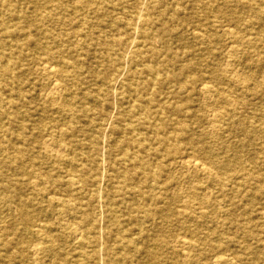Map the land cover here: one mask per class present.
<instances>
[{
    "label": "bare ground",
    "instance_id": "bare-ground-1",
    "mask_svg": "<svg viewBox=\"0 0 264 264\" xmlns=\"http://www.w3.org/2000/svg\"><path fill=\"white\" fill-rule=\"evenodd\" d=\"M167 1L175 7L172 13L158 6ZM180 1L84 0L83 5L71 6L67 0H0V217L7 212L16 219L0 223V264H264L259 254L264 238L256 230L260 225L246 210H236L237 200L251 201L258 209L256 202L264 198L259 162L251 160L248 168L241 160L254 139L240 111L252 107L245 93L219 91L226 107L216 109L213 120L227 124L235 143H223L219 135L218 144H209L191 129L187 119L197 116L187 104L193 95L213 92L209 80L214 72L187 75L197 64H183L171 45L169 37L177 33L174 19L182 13ZM231 2L203 0L198 8L209 13V20ZM256 5L258 18H263L264 1ZM118 10L138 38L102 36L106 27H118ZM263 22L252 26L264 29ZM240 23L228 19L210 23L235 39L229 53L236 60L249 55L251 46ZM199 30L198 39L210 31ZM177 36L183 38V34ZM157 38L165 51L157 48ZM95 44L122 46L121 59L128 62L110 57L107 64L99 60L96 68L101 69L91 72L103 86L98 85L92 98L80 91L89 73L86 55ZM33 60L49 78V89L39 96L67 116L69 124L56 117L47 121L45 110L35 104ZM223 72H232L240 82L249 77L229 67ZM117 83L139 98L127 107L122 98V103L114 105L125 124L123 138L115 146L116 157L109 151L102 154L100 141L113 128V121L103 107L89 104L103 106ZM164 88L169 89L167 97L160 94ZM87 127L97 132L88 140L81 136L87 135ZM144 131L153 137L135 136ZM46 133L49 139L44 138ZM151 140L157 147L147 146ZM217 149L234 155L218 158ZM167 158L186 168L189 177L199 173L205 180L193 183L183 206L175 205L165 184ZM105 162L111 164L108 172L102 171ZM107 176L110 184L106 186ZM215 186L228 201L214 199ZM36 195L45 197L47 206ZM55 206L61 211V234H54L47 219ZM178 217L202 224L212 219L216 228L203 237L187 226L188 236L173 246L164 238L165 228ZM123 218L136 226L135 231L127 229ZM150 236L155 242L149 241ZM253 241L260 244L255 248Z\"/></svg>",
    "mask_w": 264,
    "mask_h": 264
},
{
    "label": "rangeland",
    "instance_id": "rangeland-1",
    "mask_svg": "<svg viewBox=\"0 0 264 264\" xmlns=\"http://www.w3.org/2000/svg\"><path fill=\"white\" fill-rule=\"evenodd\" d=\"M71 6L83 5L84 0H67ZM142 3H150V0H141ZM203 1V0H202ZM201 0H181V15L178 19H174V23L176 24V32L174 36H170L169 40L173 48L179 51L180 61L183 64L193 65L197 64V67H194L193 71H190L187 75L191 77H200L203 75L209 74L211 71L214 72L212 78L210 76V84L213 87V92L208 95H193L191 101L187 104L192 109L196 110V118L187 119L191 129L200 134L203 141L209 144H214L217 141H220L219 135L223 143H235L234 134L229 131V127L226 123L214 122L213 115L215 114V110L219 107H226L223 103V99L221 95H219L220 90H229L232 89L234 93H245L251 104L252 109H243L240 112L244 115V118L249 121V124L253 130L250 135V138H253L254 141L249 144V152H246L242 156V162L249 168V165L253 161H258L259 166L257 167L260 174L264 175V29L260 28L258 25L252 26L253 23H256L258 20H264L263 18H258L259 14L257 11V3H260L264 0H249V6L247 4V0H228L232 1L229 7L221 8L220 12H218L215 16H209L210 19L207 20V11L203 9H199L198 6L202 2ZM210 1V0H207ZM225 0H216V3L222 4ZM158 6L163 10L172 13L174 10V6L170 1L166 3H159ZM87 10V9H86ZM115 18L118 21V27L109 26L106 27L102 33V36L106 38L114 39H130V38H138L137 33L132 30H128L125 21L123 20V13L121 11L115 12ZM231 20L241 22L239 27L242 30L244 36H248L249 41V55H243L237 58H233L231 56L230 46L231 43H234L235 39L230 35L225 33V31L219 29V27L212 26V21L214 20ZM249 21V26L248 22ZM219 22V21H218ZM262 23V22H261ZM205 25V27L203 26ZM264 28V22H263ZM208 28L210 31L205 37L198 39L197 35L200 33L199 29ZM154 29V28H153ZM158 30V28L156 29ZM213 31V33H211ZM178 34H183V38L178 37ZM139 40V39H138ZM253 43V44H252ZM155 44L159 50L163 49V42L161 39L157 38L155 40ZM165 51V50H164ZM123 55V47L118 45L114 47H104L97 46L96 44L92 47L89 53L86 55V66L87 70L89 69V73L87 74L86 83L83 85V89L80 92L87 91L91 94V97L94 98L97 95L98 85H102L103 83L96 82V74L93 73L95 70L101 69L98 67V61H104L105 64L109 63V57L112 59L121 60L123 62H128L127 58H122ZM236 60V62H235ZM195 62V63H194ZM35 61L31 62V67H35L33 70V76L31 81L34 83L35 92L33 95L37 96V100L35 104L39 106V108H43L45 110V114L43 117H46V120H51L56 117L60 119L62 124H69L70 119L58 113L55 109L54 105H50V103L45 104V100L43 96H39V93L43 91H47L49 89L48 86V76L46 73L37 69V65L35 66ZM229 65V66H227ZM229 67L230 69L239 70V74L246 75L249 77L245 82H240V79L234 75L232 72L224 73V69ZM92 68V69H91ZM93 70V72H91ZM105 73V71H103ZM224 73V74H223ZM244 77V76H243ZM230 78L233 79L230 81ZM245 78V77H244ZM236 84L235 86H231V83ZM103 86V85H102ZM247 87L249 90L247 91ZM127 87H124L121 83H117L113 86L111 91V99H109L105 104L96 105L95 102H90L89 106L96 108L103 107L108 114V118L111 119L113 128L107 132L105 136L100 137L101 141V149L102 154L109 151L110 155L116 156L119 154L118 149L115 147L117 143H119L123 134L121 129L124 128V119L119 115L117 107L114 105L119 103V99H123L124 106H128V102L131 100L138 99V96H135L132 93H127ZM169 89L164 88L160 91L162 97L168 96ZM44 97L45 96V93ZM124 96H120V95ZM159 94V95H160ZM187 95H185L186 97ZM184 97V96H183ZM141 99V98H140ZM139 99V100H140ZM121 102V103H122ZM172 115V114H170ZM39 119V117L37 118ZM35 122V121H34ZM32 124V122H30ZM83 125V124H82ZM259 127V128H255ZM96 131H93L92 128L87 127V135L82 137L88 138L96 135ZM98 136V134H97ZM135 136L139 137H150L152 135L144 132H137ZM132 137V136H130ZM134 137V136H133ZM153 137V136H152ZM45 139H49V134L44 135ZM115 144V145H114ZM218 144V142H217ZM39 143L35 146L37 147ZM148 147H157V143L154 140H151L148 144ZM184 147L191 149L190 144H183ZM217 148H222V146H217ZM217 149L219 152H215L218 155V158L233 156L234 153L232 151L225 152L224 150ZM191 153V152H190ZM241 157V155H239ZM48 163L52 166H56V163L50 162V159H46ZM166 163V170L169 173L168 180L165 184H168V187L171 189L169 191V195L172 199H175L174 203L177 206L185 205V200L188 196V192L190 191L193 183L205 181L201 174L197 173L196 177H189V173L186 168H181L179 166L173 165L171 161L167 159L164 160ZM46 162V163H47ZM111 169V164L109 162H105L102 166V171L107 172ZM94 173H97L95 171ZM196 180V181H195ZM110 184V178L107 176L106 182L104 185ZM216 199H225L228 201V197H221V192L219 193L218 186L214 188ZM34 193V192H33ZM37 201L42 203L45 207L47 206V199L41 195H36ZM102 203V202H101ZM153 204L154 202L151 201ZM236 209L237 212H244L245 210L248 212L249 217L254 218L256 224H259L257 232L261 235V238H264V198L259 199L256 203L259 204V208H255L252 206L251 201L248 202L237 200ZM98 204V203H97ZM229 204L225 208H230ZM233 208V206H232ZM60 208L55 206L51 211L48 212L47 219L49 223L52 225L53 229L56 230L54 234H61L63 230H60L61 226L60 222ZM180 218V217H178ZM127 218H123L125 222V226L127 229L131 231H135L136 226L131 225L129 221H125ZM15 217L13 215L3 213L0 217V223L6 221L8 223H13L15 221ZM180 218L177 221H174V224L166 226L165 228V236L164 238L170 240L173 246L178 245V240L180 238H185L188 236L189 231H187V226L191 229L196 230L201 236H207L211 233V230L216 228L215 220L208 219L207 223L202 224L197 221H192L186 223L185 221H181ZM148 225V224H147ZM211 229V230H210ZM155 237L150 236L149 241L151 243L155 242ZM154 240V241H153ZM260 244V242L252 243V246L255 248ZM232 245V244H231ZM233 247L231 246V249ZM259 254L264 256V250L259 248ZM28 255H31L29 253ZM208 257L210 258L211 252H207ZM202 264V263H201Z\"/></svg>",
    "mask_w": 264,
    "mask_h": 264
}]
</instances>
